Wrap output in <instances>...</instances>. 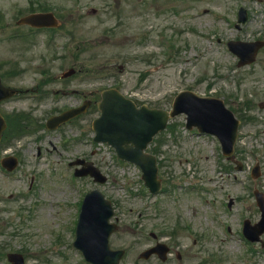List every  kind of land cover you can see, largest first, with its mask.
Listing matches in <instances>:
<instances>
[{"label":"rangeland","instance_id":"374dc122","mask_svg":"<svg viewBox=\"0 0 264 264\" xmlns=\"http://www.w3.org/2000/svg\"><path fill=\"white\" fill-rule=\"evenodd\" d=\"M39 1L61 15L65 29L74 30L76 36L55 34L50 40L42 33L33 39L13 38L12 22L31 0H0L5 18L0 29V71L16 70L19 77L12 78L10 85L30 86L38 76L60 77L75 67V77L50 79L45 90L116 86L139 103L162 108L171 107L175 95L184 89L222 97L242 120L238 147L244 170L230 166L216 139L188 131L184 115H179L157 147L160 176L167 181L170 197L160 196L149 206L156 198L147 196L140 168L120 161L112 147L93 142L91 122L98 112L92 108L83 148L74 146L81 137L74 126L61 132L39 131L13 144L22 155L20 170L8 175L0 164V264H11L9 252L22 253L26 264H89L80 251L64 246L74 239V231L68 230L74 229L77 204L94 188L113 200L121 219V231L111 243L130 249L122 264H144L138 256L151 231H164L166 241L177 236V248L183 254L193 250L198 262L212 253L217 256L213 255L216 259L211 264H264L260 245L253 246L255 262L247 263L250 245L239 237L245 217L253 223L260 218L252 190L258 187L264 192V110L259 107L264 101V48L253 63L238 66L239 58L226 46L231 39L264 40V0ZM241 6L248 9L249 19L238 30L235 23ZM68 96L47 102L15 99L11 107L35 110L30 114L33 119L46 120L45 111L55 103L78 102L75 95ZM62 139L69 147L45 151L52 148L50 140L58 144ZM86 152L108 175V183L76 178L67 169L69 159ZM256 163L262 167L258 181L251 176ZM231 197L235 203L229 210ZM175 206L181 209L178 219ZM228 224L233 231L227 234ZM176 226L179 230L172 234ZM62 250L65 257L59 253Z\"/></svg>","mask_w":264,"mask_h":264},{"label":"water","instance_id":"95a60500","mask_svg":"<svg viewBox=\"0 0 264 264\" xmlns=\"http://www.w3.org/2000/svg\"><path fill=\"white\" fill-rule=\"evenodd\" d=\"M2 88L0 84V89ZM5 92H1L3 97ZM102 116L96 120L95 128L98 131V138L113 143L121 157L131 160H138L142 157L141 163L145 168L150 165L153 173L150 176L156 179L155 158L143 154V149L152 136L164 128L168 119L166 112L151 110L146 107L141 109L128 99L115 91L106 92V97L100 105ZM186 111L189 114L190 125H198L201 130L210 131L218 134L222 139L227 153L233 150V144L237 135V121L232 114L224 109L223 103L212 98H201L191 93H184L177 101L173 115ZM94 172V170H90ZM150 172V171H149ZM90 196V195H89ZM87 197L86 202L88 205ZM99 196L98 193L94 197ZM98 204L93 202L95 208L105 214H112V209L108 203L99 196ZM86 207L82 215L83 221L79 226V239L77 244L83 246L88 256L95 264L117 263L115 259L101 258L109 252L108 237L114 229L108 225L106 219L89 220ZM88 219V220H87ZM103 220V221H102ZM86 240L85 245L83 241ZM114 254V253H111Z\"/></svg>","mask_w":264,"mask_h":264}]
</instances>
